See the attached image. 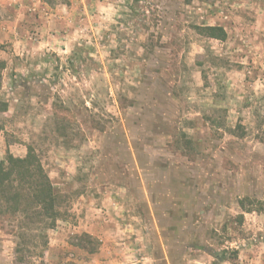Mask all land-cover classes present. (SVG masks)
<instances>
[{"label": "rangeland", "instance_id": "obj_1", "mask_svg": "<svg viewBox=\"0 0 264 264\" xmlns=\"http://www.w3.org/2000/svg\"><path fill=\"white\" fill-rule=\"evenodd\" d=\"M32 7L43 42L3 70L0 161L33 148L65 219L21 252L0 220V264H264V0Z\"/></svg>", "mask_w": 264, "mask_h": 264}, {"label": "trees", "instance_id": "obj_2", "mask_svg": "<svg viewBox=\"0 0 264 264\" xmlns=\"http://www.w3.org/2000/svg\"><path fill=\"white\" fill-rule=\"evenodd\" d=\"M55 0H44L46 4H54ZM66 3V0H60V3ZM191 0H186L188 4ZM131 6L133 15L138 18V6ZM141 7V6H140ZM144 16V11L142 12ZM141 28L145 30L148 26L145 24V17L141 18ZM192 29L196 34L207 39L223 42L226 40V32L221 26L201 25L193 26ZM5 67V62L0 60V89L2 84V72ZM3 111V110H2ZM248 201V200H246ZM251 203V202H249ZM240 207L244 208V201H239ZM64 200L63 196L57 193L51 184L46 170L44 169L35 150L30 146L24 157H15L11 153L6 154L5 158L0 161V220L12 219L18 221L17 229H12L11 232L22 240V250L25 249V239L34 231H39L42 238L41 248H45L47 238L44 232L55 227L59 220L64 217ZM35 237H38L37 235ZM86 240L91 237L84 234ZM87 252L93 253L94 250ZM218 262H224L235 259L236 252L233 251L231 258H227L224 251L217 252L212 255Z\"/></svg>", "mask_w": 264, "mask_h": 264}, {"label": "crops", "instance_id": "obj_3", "mask_svg": "<svg viewBox=\"0 0 264 264\" xmlns=\"http://www.w3.org/2000/svg\"><path fill=\"white\" fill-rule=\"evenodd\" d=\"M34 3L35 0H0V60L10 75L18 71V57L22 60L36 43L43 42L42 35H38L43 25L36 21L40 14L32 7Z\"/></svg>", "mask_w": 264, "mask_h": 264}]
</instances>
